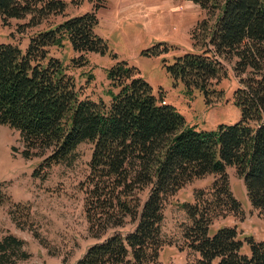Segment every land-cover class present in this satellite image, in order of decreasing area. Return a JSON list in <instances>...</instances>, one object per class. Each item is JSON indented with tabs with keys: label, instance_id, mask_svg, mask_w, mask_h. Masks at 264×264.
I'll list each match as a JSON object with an SVG mask.
<instances>
[{
	"label": "trees",
	"instance_id": "obj_1",
	"mask_svg": "<svg viewBox=\"0 0 264 264\" xmlns=\"http://www.w3.org/2000/svg\"><path fill=\"white\" fill-rule=\"evenodd\" d=\"M186 1L208 14L221 13L212 28L205 20L193 33L198 37L202 31L205 50L176 57L169 71L188 91L203 92L210 103V94L225 76L219 60H235L240 84L234 98L241 118L217 132L185 128L183 116L154 95L137 67L123 61L108 72L112 87L118 89L108 105L81 99L74 79L49 50L66 38L82 56L110 54L94 31L96 12L37 33L26 50L0 44V124L19 132L23 158L49 152L43 167L70 168L79 146L92 144L85 199L92 237L124 226L128 217L136 222L126 237L115 234L95 245L77 264H160L165 203L208 175L215 176L211 191L200 190L195 204L182 205L192 222L184 237L201 256L193 264H264V242L250 238L247 256L241 253L243 242L236 228L222 227L210 234L214 220L241 213L231 191L229 167L243 179L252 206L264 216V0ZM66 8L62 0H0V19L7 24L30 17L35 27L64 14ZM170 50L159 44L143 55L158 57ZM23 242L13 235L0 242V264L8 262Z\"/></svg>",
	"mask_w": 264,
	"mask_h": 264
},
{
	"label": "rangeland",
	"instance_id": "obj_2",
	"mask_svg": "<svg viewBox=\"0 0 264 264\" xmlns=\"http://www.w3.org/2000/svg\"><path fill=\"white\" fill-rule=\"evenodd\" d=\"M62 1L67 5L64 14L52 15L35 27L29 24L30 17L11 19L7 24L0 19V44L26 50L37 33L54 29L70 18L96 12L98 24L94 31L107 43L110 54L82 56L66 38L61 46L49 50L74 79L81 99L104 101L108 105L112 94L118 92L112 87L108 72L123 61L137 67L154 95L183 116L185 128L217 132L220 126H232L240 121L241 111L234 98L240 84L234 71L235 60H219L225 76L216 86V92L210 94V103L200 90L188 91L184 82L168 69L176 57L205 50L202 31L198 37L193 33L205 20L212 28L221 11L208 14L186 0ZM100 4L103 7L98 8ZM159 44L169 46V53L158 57L143 55ZM23 150L19 132L0 124V242L10 235L24 241L16 254L10 253L5 264H77L95 245L115 234L126 237L135 230L136 222L128 217L124 226L110 228L98 239L90 233L85 199L92 144L79 146L77 161L70 168L63 165L45 168L42 164L49 152L27 160L22 156ZM227 173L241 213L214 220L210 234L222 227L236 228L243 242L241 253L251 256L249 239L264 242V216L252 206L244 181L235 168L229 167ZM214 180V175L194 180L165 203L160 264H193L201 258L184 237L192 222L182 205L195 204L200 190L210 192Z\"/></svg>",
	"mask_w": 264,
	"mask_h": 264
}]
</instances>
